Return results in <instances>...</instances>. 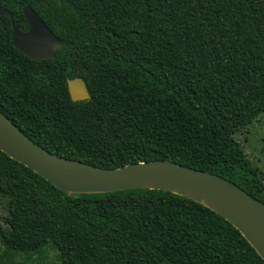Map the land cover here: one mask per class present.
<instances>
[{"label":"trees","instance_id":"16d2710c","mask_svg":"<svg viewBox=\"0 0 264 264\" xmlns=\"http://www.w3.org/2000/svg\"><path fill=\"white\" fill-rule=\"evenodd\" d=\"M2 4L24 31L31 5L64 42L33 59L0 15V108L35 142L101 167L179 162L264 202V175L236 137L264 112V0ZM74 77L90 98L72 100ZM0 197V241L52 242L61 264H264L223 215L172 191L64 192L0 149Z\"/></svg>","mask_w":264,"mask_h":264},{"label":"water","instance_id":"95a60500","mask_svg":"<svg viewBox=\"0 0 264 264\" xmlns=\"http://www.w3.org/2000/svg\"><path fill=\"white\" fill-rule=\"evenodd\" d=\"M23 13L28 23L26 31L16 25L12 11L0 0V15L11 18L15 47L33 59H55L63 40L31 5H25ZM68 89L74 101L90 98L82 77L68 78ZM0 149L64 192L154 188L200 201L231 222L264 259V202L217 173L171 160L155 159L120 167H101L66 157L35 142L1 108Z\"/></svg>","mask_w":264,"mask_h":264},{"label":"rangeland","instance_id":"374dc122","mask_svg":"<svg viewBox=\"0 0 264 264\" xmlns=\"http://www.w3.org/2000/svg\"><path fill=\"white\" fill-rule=\"evenodd\" d=\"M237 139L253 164L264 175V112L254 122L237 133ZM5 211L0 197V224L5 223ZM0 263L4 264H61L60 251L52 242L45 243L36 251H14L0 241Z\"/></svg>","mask_w":264,"mask_h":264}]
</instances>
